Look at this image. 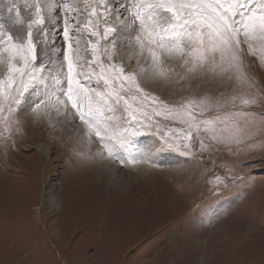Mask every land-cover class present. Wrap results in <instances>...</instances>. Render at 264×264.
<instances>
[{
    "label": "snow or ice",
    "instance_id": "obj_1",
    "mask_svg": "<svg viewBox=\"0 0 264 264\" xmlns=\"http://www.w3.org/2000/svg\"><path fill=\"white\" fill-rule=\"evenodd\" d=\"M249 56L264 67V0H0V125L7 141L29 112L81 159L134 167L216 154L211 183H255L237 172L245 149L264 151Z\"/></svg>",
    "mask_w": 264,
    "mask_h": 264
},
{
    "label": "rangeland",
    "instance_id": "obj_2",
    "mask_svg": "<svg viewBox=\"0 0 264 264\" xmlns=\"http://www.w3.org/2000/svg\"><path fill=\"white\" fill-rule=\"evenodd\" d=\"M246 62L264 86L257 57ZM145 87L169 103L178 99L171 89ZM253 108L264 111V105ZM15 119L20 130L11 128L7 141L8 129L0 125V264H264V161L257 160L264 151L258 144L241 158L251 166L237 169L239 176L251 172L255 183L217 186L211 183L222 174L216 154L187 160L165 154L136 167L84 160L63 128L29 112ZM157 119L158 127L179 126Z\"/></svg>",
    "mask_w": 264,
    "mask_h": 264
},
{
    "label": "bare ground",
    "instance_id": "obj_3",
    "mask_svg": "<svg viewBox=\"0 0 264 264\" xmlns=\"http://www.w3.org/2000/svg\"><path fill=\"white\" fill-rule=\"evenodd\" d=\"M42 147H43V149L44 150H41L42 151V154L43 155H45V156H47V153H46V149H47V146L45 145V144H42L41 145ZM110 176V177H109ZM109 176H108V180H109V182H111L112 184H116V185H118V179H117V177L114 175V174H112V173H109ZM53 203H54V200H52V195H49V198H48V200H47V204H48V210L49 211H52L53 210ZM171 204V203H170ZM100 260H98V259H95L94 261H93V263H98ZM98 264H100V263H98Z\"/></svg>",
    "mask_w": 264,
    "mask_h": 264
}]
</instances>
